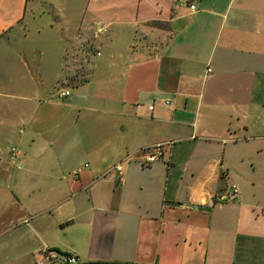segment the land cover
Masks as SVG:
<instances>
[{"label": "crops", "instance_id": "crops-1", "mask_svg": "<svg viewBox=\"0 0 264 264\" xmlns=\"http://www.w3.org/2000/svg\"><path fill=\"white\" fill-rule=\"evenodd\" d=\"M193 1L0 0V264H264V0Z\"/></svg>", "mask_w": 264, "mask_h": 264}, {"label": "built area", "instance_id": "built-area-1", "mask_svg": "<svg viewBox=\"0 0 264 264\" xmlns=\"http://www.w3.org/2000/svg\"><path fill=\"white\" fill-rule=\"evenodd\" d=\"M179 5L183 7H187L191 12H195L197 10V6L193 0H179ZM107 30V26L102 22L95 23V32L94 38H99L105 34ZM70 95L68 91H59L58 96L60 98H66ZM165 104H168L165 103ZM149 110H153V107H149ZM172 143H165V145H170ZM163 144H159L150 148L144 149V153L146 155L143 163L146 165L154 164L163 156ZM15 149L12 150V156H14ZM128 160V159H127ZM123 163L120 162L112 169H115L118 172H121L123 167ZM239 197V189L236 184H232L229 188V192L226 195H222L219 197L220 201H234ZM37 264H79V259L73 255H64L58 253L56 251H46L40 259L37 261Z\"/></svg>", "mask_w": 264, "mask_h": 264}, {"label": "rangeland", "instance_id": "rangeland-1", "mask_svg": "<svg viewBox=\"0 0 264 264\" xmlns=\"http://www.w3.org/2000/svg\"><path fill=\"white\" fill-rule=\"evenodd\" d=\"M42 2H47V5L49 4V2L51 1V0H41ZM58 1H63V2H66V1H68V2H70L71 0H58ZM80 1V10H82L83 9V7L87 4V2H88V0H79ZM177 1V0H176ZM260 159H262V168L264 169V161H263V159H264V151H263V158H261V156L259 155L258 156Z\"/></svg>", "mask_w": 264, "mask_h": 264}, {"label": "water", "instance_id": "water-1", "mask_svg": "<svg viewBox=\"0 0 264 264\" xmlns=\"http://www.w3.org/2000/svg\"><path fill=\"white\" fill-rule=\"evenodd\" d=\"M84 264H115V263H84Z\"/></svg>", "mask_w": 264, "mask_h": 264}]
</instances>
